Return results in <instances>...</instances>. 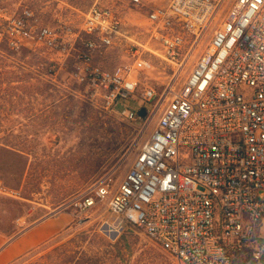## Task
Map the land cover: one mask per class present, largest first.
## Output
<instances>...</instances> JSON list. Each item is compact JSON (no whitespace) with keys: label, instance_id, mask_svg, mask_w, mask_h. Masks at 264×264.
<instances>
[{"label":"built area","instance_id":"1","mask_svg":"<svg viewBox=\"0 0 264 264\" xmlns=\"http://www.w3.org/2000/svg\"><path fill=\"white\" fill-rule=\"evenodd\" d=\"M146 21L149 41L136 48L118 12L98 3L78 27L69 20L48 27L29 8L17 15L0 10V42L54 63L53 56H62V65L70 59V79L89 101L129 122L139 119L141 108L146 120H155L116 187L107 174L48 218L70 210L79 224L107 200V234L118 237L126 225L136 227L178 264H264L258 242L264 219V0H161ZM117 48L127 63L113 70L93 63ZM146 55L167 64L172 79L161 94L144 84L143 105L119 110L137 91L140 75L154 70ZM7 193L0 183V194Z\"/></svg>","mask_w":264,"mask_h":264},{"label":"rangeland","instance_id":"2","mask_svg":"<svg viewBox=\"0 0 264 264\" xmlns=\"http://www.w3.org/2000/svg\"><path fill=\"white\" fill-rule=\"evenodd\" d=\"M160 2L143 0L141 5L134 6L131 0H0V10L17 15L29 8L40 23L48 27L67 20L78 27L90 7L98 3L118 12L126 35L134 42L131 45L137 48V44L149 41L146 17L153 5ZM3 26L1 23L0 32ZM198 53L199 49L195 57ZM3 56L0 61L3 74L0 77L3 81L0 86V139L10 135L17 145L13 152L0 149V183L8 192L0 194V232L9 237L50 219L52 211L87 191L107 174H112V185L116 187L155 127V120L148 121L145 117L129 122L117 114L106 113L99 104L89 101L82 87L70 79V59L62 65L65 58L58 55L52 57L56 63L50 62L47 56L27 48ZM195 57L179 76L178 85L189 75ZM146 58L154 70L149 75H140L137 91L119 104V110L124 106L136 109L143 105L144 84L154 87L157 94L169 85L172 79L169 66L153 55H146ZM128 61L123 48L106 50L93 59L94 64L107 70ZM10 77H15L16 82L9 85L4 81ZM10 127H14L12 133L6 131ZM259 194L264 198V191ZM60 217L67 219L68 224L55 236L68 226H80L74 232L71 228L63 232L50 250L72 246L70 241L75 235L85 232L88 240L80 251L85 257L97 258L99 264H178L131 225H126L122 234L128 237L132 251L118 252L112 245L122 234L118 237L107 234V226L112 221L107 200L87 212L79 224L70 210L51 219ZM258 242L264 244V219ZM40 256L29 257L24 264Z\"/></svg>","mask_w":264,"mask_h":264},{"label":"trees","instance_id":"3","mask_svg":"<svg viewBox=\"0 0 264 264\" xmlns=\"http://www.w3.org/2000/svg\"><path fill=\"white\" fill-rule=\"evenodd\" d=\"M0 61L1 58L4 57L3 54H14L20 52V49L18 51L12 50L8 47V45L5 42H0ZM2 73H0V77H2ZM15 77H10V79H5L4 81L7 84H11V82H16L13 80ZM3 85V81L0 80V86ZM14 127H10L6 129L7 132L12 133L14 131ZM10 136V135H9ZM8 137H2L0 139V149L5 151H16L17 145H15V141ZM80 225H72L65 228L63 232H68V230L71 228L73 232L77 230V228ZM63 232L59 233L57 236H54L51 240L44 242L38 249L31 250L24 255L17 258L15 261H13L10 264H24L26 261H28L30 258L41 255L37 260L30 262L28 264H99V260L97 258H88L85 257V254L83 251H80L82 248V245L85 244L88 240V235L85 232L77 233L75 235V238L70 241V244L72 246H61L57 247L53 250H50L58 241V238H60V235L63 234ZM57 239V240H56ZM118 252L120 251H126L130 253L132 251L131 243H129L128 237L124 234H122L118 239L115 240V242L112 245ZM66 247H71L70 249ZM78 255H82V258H78ZM30 257V258H29ZM29 258V259H28ZM84 258L85 261H84ZM234 264H241V262L236 259Z\"/></svg>","mask_w":264,"mask_h":264},{"label":"crops","instance_id":"4","mask_svg":"<svg viewBox=\"0 0 264 264\" xmlns=\"http://www.w3.org/2000/svg\"><path fill=\"white\" fill-rule=\"evenodd\" d=\"M68 224L67 219H46L21 234L6 236L0 232V264H10L25 253L54 237Z\"/></svg>","mask_w":264,"mask_h":264},{"label":"water","instance_id":"5","mask_svg":"<svg viewBox=\"0 0 264 264\" xmlns=\"http://www.w3.org/2000/svg\"><path fill=\"white\" fill-rule=\"evenodd\" d=\"M146 114H147V112H146V109L145 108H141L137 112V115H138V118L139 119H145ZM112 237H114V236H112Z\"/></svg>","mask_w":264,"mask_h":264}]
</instances>
